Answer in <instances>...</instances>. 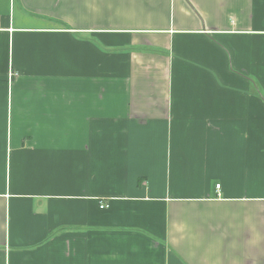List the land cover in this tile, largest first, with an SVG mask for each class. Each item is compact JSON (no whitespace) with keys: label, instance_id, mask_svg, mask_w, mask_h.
<instances>
[{"label":"crops","instance_id":"obj_1","mask_svg":"<svg viewBox=\"0 0 264 264\" xmlns=\"http://www.w3.org/2000/svg\"><path fill=\"white\" fill-rule=\"evenodd\" d=\"M0 264H264V0H0Z\"/></svg>","mask_w":264,"mask_h":264},{"label":"built area","instance_id":"obj_2","mask_svg":"<svg viewBox=\"0 0 264 264\" xmlns=\"http://www.w3.org/2000/svg\"><path fill=\"white\" fill-rule=\"evenodd\" d=\"M219 187H220L219 185H216L215 186L216 190H219ZM100 208L102 209V208H104V206L103 205H100Z\"/></svg>","mask_w":264,"mask_h":264}]
</instances>
